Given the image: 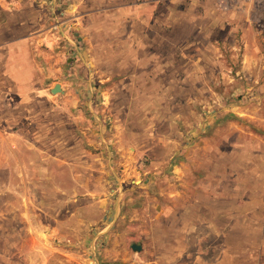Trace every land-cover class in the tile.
<instances>
[{
  "label": "rangeland",
  "instance_id": "obj_1",
  "mask_svg": "<svg viewBox=\"0 0 264 264\" xmlns=\"http://www.w3.org/2000/svg\"><path fill=\"white\" fill-rule=\"evenodd\" d=\"M6 24L0 264H264V0H0Z\"/></svg>",
  "mask_w": 264,
  "mask_h": 264
},
{
  "label": "crops",
  "instance_id": "obj_2",
  "mask_svg": "<svg viewBox=\"0 0 264 264\" xmlns=\"http://www.w3.org/2000/svg\"><path fill=\"white\" fill-rule=\"evenodd\" d=\"M3 27H1V32H0V70H2L4 67V66L1 67V65L5 64L6 68L8 67V70L12 71L13 68L12 64L15 65L16 68L18 66V61L21 59L20 53L19 54L17 53L18 50L17 47L18 45H20L21 42L10 31L11 26L7 25V27H5L6 29L9 30L8 33H5ZM65 34L66 33H64L63 35L65 36ZM41 37H42L41 42H45L46 39L49 38L48 35H46V37L44 36ZM60 91H61V86H60V90L57 92Z\"/></svg>",
  "mask_w": 264,
  "mask_h": 264
},
{
  "label": "water",
  "instance_id": "obj_3",
  "mask_svg": "<svg viewBox=\"0 0 264 264\" xmlns=\"http://www.w3.org/2000/svg\"><path fill=\"white\" fill-rule=\"evenodd\" d=\"M57 85H58V84H55V85L50 89V91H51L52 93H57V92H54V89L57 87ZM60 92H62V90H61ZM60 92H58V93H60ZM131 247H132V249H134V250H140V248H141V246L138 245V244H132Z\"/></svg>",
  "mask_w": 264,
  "mask_h": 264
},
{
  "label": "bare ground",
  "instance_id": "obj_4",
  "mask_svg": "<svg viewBox=\"0 0 264 264\" xmlns=\"http://www.w3.org/2000/svg\"><path fill=\"white\" fill-rule=\"evenodd\" d=\"M60 90V86H59V84L57 85V87L54 89V92H57V91H59Z\"/></svg>",
  "mask_w": 264,
  "mask_h": 264
}]
</instances>
